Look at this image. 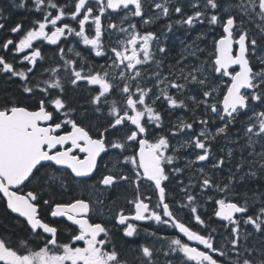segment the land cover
I'll return each mask as SVG.
<instances>
[{"label": "snow or ice", "instance_id": "obj_1", "mask_svg": "<svg viewBox=\"0 0 264 264\" xmlns=\"http://www.w3.org/2000/svg\"><path fill=\"white\" fill-rule=\"evenodd\" d=\"M10 6L0 264H264V0Z\"/></svg>", "mask_w": 264, "mask_h": 264}, {"label": "flooded vegetation", "instance_id": "obj_2", "mask_svg": "<svg viewBox=\"0 0 264 264\" xmlns=\"http://www.w3.org/2000/svg\"><path fill=\"white\" fill-rule=\"evenodd\" d=\"M7 3H8V13H10L11 15V18L12 20H16V18H18V21L19 20H24L25 23L27 24L30 17H31V14L30 13H27L25 12L24 10H20V9H15V8H12L10 6V0H7ZM19 16V17H18ZM162 26H163V21L159 22L158 24L154 25L153 28L154 30L156 31H160L162 29ZM171 35V34H169ZM177 38V39H176ZM178 38H183V32L182 31H177L175 36L173 37V39L171 40V44L172 46L174 47L175 45H179V39ZM43 47L45 48V50H47L50 46H47V45H43ZM179 51L176 50V52L174 53L175 54H178ZM49 55H51V53H49ZM172 119H175V117H172ZM94 181L90 180L88 185H84V186H80V185H72L73 189H74V192H73V195H76V196H80V195H83L84 198H88L89 196H92L93 198L94 197V190L91 188V184L93 183ZM65 199H69L70 197H64ZM111 199H116V197L114 195L111 196L110 199L106 200V203H111ZM118 204L119 205H123L124 204V200L121 198L119 201H118ZM62 219V218H61ZM101 219H104L103 217H101ZM107 222V221H106ZM65 223H67L65 221ZM111 226V225H110ZM120 234L118 233L117 236H119ZM159 235H166V236H171V235H175V233L172 232L171 229H167V230H164L162 232L159 233ZM67 237V233H63L62 234V239H66ZM138 242L140 243H143L145 241V237L143 235H141L140 237L136 238ZM148 239V242L149 243H155L157 246L160 245V243H162V241H154L152 240L151 238H147ZM137 245L135 243L129 245V246H125L122 248V251L124 253V255L126 256V258L129 260L130 264H138V262H136L134 260V258L138 255V253L135 251Z\"/></svg>", "mask_w": 264, "mask_h": 264}, {"label": "trees", "instance_id": "obj_3", "mask_svg": "<svg viewBox=\"0 0 264 264\" xmlns=\"http://www.w3.org/2000/svg\"><path fill=\"white\" fill-rule=\"evenodd\" d=\"M7 14H9L8 11H6V15ZM15 21H18V18H16ZM2 38L3 37L0 36V39H2ZM174 48L176 50L180 51V46L179 45H175ZM15 90H16V85L14 83H12L11 81H6V78L0 77V94H2V93L11 94ZM3 214H4L3 204L0 203V216H3Z\"/></svg>", "mask_w": 264, "mask_h": 264}]
</instances>
